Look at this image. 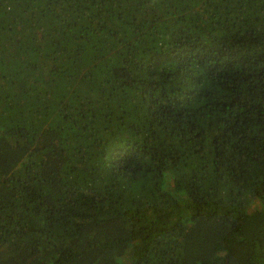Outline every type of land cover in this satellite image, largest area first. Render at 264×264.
<instances>
[{
	"label": "trees",
	"instance_id": "1",
	"mask_svg": "<svg viewBox=\"0 0 264 264\" xmlns=\"http://www.w3.org/2000/svg\"><path fill=\"white\" fill-rule=\"evenodd\" d=\"M0 264H264V0H0Z\"/></svg>",
	"mask_w": 264,
	"mask_h": 264
}]
</instances>
